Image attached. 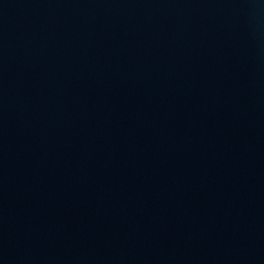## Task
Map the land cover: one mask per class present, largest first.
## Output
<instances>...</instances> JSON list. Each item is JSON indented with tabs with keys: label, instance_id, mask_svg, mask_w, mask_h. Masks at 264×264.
Returning a JSON list of instances; mask_svg holds the SVG:
<instances>
[{
	"label": "water",
	"instance_id": "1",
	"mask_svg": "<svg viewBox=\"0 0 264 264\" xmlns=\"http://www.w3.org/2000/svg\"><path fill=\"white\" fill-rule=\"evenodd\" d=\"M0 264H264V0H0Z\"/></svg>",
	"mask_w": 264,
	"mask_h": 264
}]
</instances>
